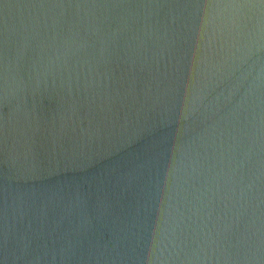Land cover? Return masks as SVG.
<instances>
[{
    "label": "water",
    "instance_id": "obj_1",
    "mask_svg": "<svg viewBox=\"0 0 264 264\" xmlns=\"http://www.w3.org/2000/svg\"><path fill=\"white\" fill-rule=\"evenodd\" d=\"M0 264H264V0H0Z\"/></svg>",
    "mask_w": 264,
    "mask_h": 264
}]
</instances>
